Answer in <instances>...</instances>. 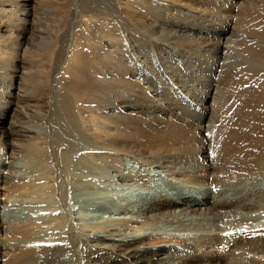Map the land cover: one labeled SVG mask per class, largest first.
I'll return each instance as SVG.
<instances>
[{
  "label": "bare ground",
  "instance_id": "1",
  "mask_svg": "<svg viewBox=\"0 0 264 264\" xmlns=\"http://www.w3.org/2000/svg\"><path fill=\"white\" fill-rule=\"evenodd\" d=\"M146 1L109 0L105 7L97 0H61L62 20L71 19L70 37L62 35L66 24L57 19L62 25L54 37L57 44L38 56L46 66L38 71L42 83L38 77L29 80L33 74L19 63L15 78L25 76L24 89L14 93L10 63L17 51L27 53L23 31L28 11L22 1L13 0L17 15L7 22L14 35L0 34V120L29 97L42 98V108L49 111L47 117L41 110L33 114L35 122L14 146L4 143L0 127V155L21 157L28 171L26 179L0 174V197H5L0 206H16L0 211V264L79 263L77 247L69 242L78 244V238L62 232L67 218L56 198L68 197L54 176V159L72 190L68 205L79 211L107 213L102 199L78 193L80 186L94 185L78 170L81 159L106 168L127 187L147 186L144 194L113 200L123 215L134 206L144 216L122 218L118 223L127 229L119 230L105 231L111 223L105 220L90 237L89 257L112 253L116 262L110 264H165L173 254L184 253L176 264H264V217L251 213L264 209V0H220L209 9L196 8L195 15L193 0ZM49 15L54 13L48 10ZM192 20L200 31L189 29ZM38 21L44 32L39 38L52 36L55 27L43 16ZM194 56L205 60L198 83L187 81ZM48 60L56 63L47 66ZM155 61L168 66V71L161 66L165 78L156 77ZM49 67L54 87L43 88ZM147 74L158 83L151 84ZM210 74L221 81L209 94ZM225 74L227 84L220 88ZM56 123L65 136L90 139L97 147L88 152L82 143L65 140ZM160 172L166 174L168 191L150 184ZM129 226L136 229L128 232ZM91 233L85 231V242Z\"/></svg>",
  "mask_w": 264,
  "mask_h": 264
},
{
  "label": "rangeland",
  "instance_id": "2",
  "mask_svg": "<svg viewBox=\"0 0 264 264\" xmlns=\"http://www.w3.org/2000/svg\"><path fill=\"white\" fill-rule=\"evenodd\" d=\"M20 1H22L25 4L26 10L28 11L27 21L24 23L25 27H24V31H23L24 34H25V38H26L25 40H27V42H26L27 43L26 44L27 45L26 46L27 47V53L25 52L24 55H23L22 50L21 51L20 50L17 51L16 52L17 57L10 63V65L12 66V70L10 71V75H11L12 78L14 77V79H15V83L13 85L14 93H16V89H18V88H20V91H21V88L24 89V87H23L24 84L23 83H24V77L25 76L21 75L20 76L21 79L15 78L18 75V71L19 70L15 69L14 66L19 65V63L20 64L23 63L22 70L25 73H32L33 74V75H31L29 77V78H31L29 80H35L36 78H34V77H38V80L40 81V83H42V81H41L42 79H40L38 71H40L43 67H44L43 70H45L46 66H45V63H44V66H43V64H40V62L38 60L39 59L38 56L46 55L48 51L54 49V44H57L58 40H56L54 37L60 36V34H61L60 29H61V26H62L57 21V19L60 20L62 24H66V29L62 32L63 36H67L68 35V37H70L71 31H72V29H71L72 26L69 24L71 19L67 18V22H64L62 20V19H66V16H65V11L62 10V7L59 5L61 0H45V1L44 0H20ZM97 1L98 2H96V4L99 3V5H101V4L105 5V7H109V5H110L109 3H107V1H109V0H104L105 2L104 1L101 2L99 0H97ZM188 1H190V0H188ZM193 1H195V2H193L195 4V6H192L193 7L192 10L194 12V15H195V13H197V12H195L196 8H207V9H209V8L215 6L216 4H218L220 2V0H193ZM146 3H149V0H147ZM43 8L44 9L48 8L49 12H53L54 15L53 16L52 15L51 16L50 15L46 16V12H48V10L46 9V12L44 13V12H42ZM149 8L150 9H154V4H150ZM16 10L17 9L15 8V4H14L13 0H1V5H0V34H4V35H7V36L11 35V34L14 35L13 32L10 33V30H13V29H10L12 26H11L10 23L7 22V20L9 18H11L12 16L17 15ZM192 13L189 16L187 15L189 19H193L192 18L193 17ZM42 16L44 17V21H46L49 25L55 27L52 36H49L48 38H39V35L42 36V34L44 33L41 30V28L38 27L41 24V23H39L38 19L40 17H42ZM76 21L77 20H74L73 22H76ZM190 22H191L190 25H189V29L190 30L200 31L199 24L196 21L192 20ZM168 24H170V23H168ZM73 25H74V23H73ZM176 27H178V26H176ZM172 28L176 29L175 26L172 27ZM36 30H38V31H36ZM6 32H8V33H6ZM37 34H39V35H37ZM138 37L139 38H143L141 35H138ZM3 38L4 37H2L0 35V40L3 39ZM208 38L211 39L210 36ZM50 40H51V44L49 45ZM79 40L80 41L82 40V38L80 36H79ZM162 45H166V44H162ZM62 46H63V44H62ZM167 49H169V47ZM169 50H170V52L175 54V52L172 51L171 48ZM155 53L159 54V51H157ZM6 56L7 55H3V58L6 57ZM141 56H142L141 54L138 55L139 59L142 60ZM154 60H151V61L153 62ZM177 60H176V62H177ZM204 61H205L204 58H201V60H200V58L197 57V56L193 57V59H192V63L193 64L191 65L192 67L190 66L189 70L186 71L187 72V76L191 77V79H188L187 81H189L191 83L192 82L198 83V81H197L198 80V74L197 73L199 71H201V68H202V66L204 64ZM172 62L175 63V61H172ZM30 63H34V65L31 67L29 65ZM54 63H56V61L51 62L50 65H49V60H48L47 66L51 67ZM162 64L163 63L157 64L156 61L154 62V67H155L154 70H156L157 73H158L156 75V77L160 78V79L165 78V75H163L164 72L162 73L161 66L165 70L168 68L167 65H165V64L162 65ZM39 65H41L42 67L39 68ZM50 67H49V69L51 70ZM208 70L210 71V67L209 66H208ZM53 71L54 70H51L50 76H49V71H48L49 78L47 79V84L45 83L46 80H44L43 88H52V87H54L55 78L53 77ZM166 71H168V69ZM3 72L5 74H7L5 71H3ZM216 75H211L210 74L209 77H208V84H206V87H207V93H209V94L213 92L212 88L214 87L213 85L215 84V82L218 85V83L221 81L220 79L216 78ZM146 76L148 77V79H149L151 84L154 83V82L158 83L156 81V77H153V75L147 74ZM228 76L229 75L226 76V74L224 75V77L222 78L223 83L221 84L220 88L224 87V85L227 84L226 78ZM229 79H230V77H229ZM22 96H23V94H20V97H22ZM41 97H43V95H41ZM41 99L29 97L27 99V101H19L18 104H15V106H16L15 111L14 112L11 111L6 117H3L2 120H0V123L4 122L3 124H0V127H3V130L5 132L4 143L6 145H8V146H12L13 145L14 146V145L19 144V142L21 140L20 136H22V134H23L22 131L24 129H27L26 127L30 126L31 124H33L35 122V120H36V117L33 116V114L35 115L37 112H39L41 110L43 112L44 117H47V113H45V111L48 112L49 110H44L43 109V108H45V105L42 102L43 99L42 100ZM37 107H39L41 109H37ZM139 107H140V105H139ZM10 123L15 126L13 131H12V128L10 127ZM58 128H60V126H57V123H56L55 124V130L57 131L58 134H61L60 136L64 137L65 140L68 137V138H71L72 140L74 139L75 142H78V144L82 143L81 145H83V147L88 148V152L90 150H92V148H96L97 147L96 144L94 145V147L92 146L94 143H92V141L89 138H88L89 139L88 141L87 140L85 141V140H83V138L82 139L81 138H73L71 136H68L67 134L65 136V133L63 131H61V129L57 130ZM18 129H20V130H18ZM76 139H78V140L76 141ZM84 139H86V138H84ZM72 140H71V142L74 141V140L73 141ZM75 142H73V143H75ZM79 157H81V156H79ZM20 159H21V157H17V156L9 159L7 157H4L3 154L0 155V174L3 173L4 175H7V176H12V175L18 176L16 178H19V179L20 178H25V179L28 178V177L23 176V175L26 174V172L28 174V171L26 170L27 168L23 165V164H25L24 160H20ZM74 162H75V160H74ZM52 164H53L52 168L54 169L53 170L54 176H55V178L57 177V182L59 181V183L63 186V190L66 191L67 197H68L67 199L66 198L62 199V201H64L66 204H64V202H62V201L60 202L59 198H56V200L60 203V204L58 203L59 206L62 209H64V212L66 214L65 216L67 218L66 220L68 221V222L66 221V224H67L66 229L63 230L62 232H63V234L64 233L67 234V233L71 232L72 235L75 236L74 238H76V237L78 238V244H75V242L69 241V242L72 243L71 244V248H76L77 247L76 248V250L78 252L77 256L79 257V263L78 264H110V263H108V260L116 262L114 257H112V253H108V254H111V255H108V257L107 256L105 257V255H102L101 253L99 255H94V256H90L89 257L88 256L89 249L91 248V246L94 245V244H92L94 239H91L90 237L92 235H94L95 229H98V227H104L105 224H106V221H110L111 222L109 224L110 226H108V228L105 229V231L106 230L108 231L109 228H112L114 230L116 228H117L116 230L125 229V228L127 229V225L126 224L118 223V221L121 220L122 218H126V219L129 218L130 220H135V219L142 218L144 215H141L140 212H136V209L134 208V206H129V208L131 207L129 209V210H131L130 213L128 212V214L123 215L122 211L117 209L118 205L113 204V200H115V203H117V202L119 203L120 200L116 199L117 196L121 197V198H126V197H128V198L131 197L132 198L135 194H138V193H143L144 194V192H146L147 186L138 185L140 187L139 188L137 185L136 186L132 185L133 186V188H132V186L127 187L128 185H125L123 183H122L123 184L122 185L121 182H118L117 180L112 179L111 176L114 175V174L108 172L106 168H100L99 169V166L94 164V162H92V164L94 166L93 165L92 166H88L89 164H91L90 160H86V159L82 160L81 159V161L78 163V170H81L82 174L84 173L83 175L87 176L86 178H87L88 181H89V179L93 180L92 182L94 183V185L93 186H89L88 184H86L84 186L82 185L83 187L80 186L78 188V193H80L81 195L83 194L82 196H84L85 194H91L92 197L95 196L94 198H99V199H97L98 201H101V199H102V201L104 202V205L106 207L107 213H104V212H101V211L100 212L99 211H93V212L79 211V209H76V206L74 208V207H72V206L70 207L68 205V201H69V197H70L69 194H71L72 190L69 188V184H67L65 182L66 180H65L63 171L58 170L57 161L55 159L53 160ZM95 165L98 168H96ZM128 165L129 164H126L127 167H128ZM82 167L84 169H82ZM92 167H95V169L93 168V170H92ZM127 167H125V168H127ZM155 171H157V170H155ZM93 172L95 174H97V175H95V174L93 175ZM100 173H103L105 175H100ZM128 173H130V172H128ZM159 175H160L159 177L156 176V175H154L152 177L153 179L150 182V184H152L154 186H152V185L151 186L157 191H159V190H165V191L166 190L167 191L170 190L169 187L167 186L165 180H164V177H166L165 176L166 174L163 173V172H160ZM65 183H66V185H65ZM126 184H129V183H126ZM86 187H87V190L85 189ZM183 191L187 192L184 189H183ZM226 197H228V195ZM0 198L5 200V197H0ZM210 199L212 200V202L213 201L215 202L216 196L215 195L214 196H210ZM110 200H112V201H110ZM34 202L35 201H33V203ZM109 202H110V204H109ZM198 202H200V198L199 197H198ZM71 203H72V201H71ZM63 205H64L65 208L63 207ZM26 207H28V206H26ZM132 207H133V209H132ZM199 207L202 210L203 209L204 210H208L209 205L201 204V205H199ZM15 208H16V206H15L14 202H11V203L8 202L6 206H0V211L10 212V211H15ZM67 209H70V210L68 212H66ZM201 209H199V211ZM251 213H253V215H261V216L264 217V209H257L254 212L252 211ZM263 220H264V218H263ZM103 221H104V223H102ZM116 223H118V224H116ZM119 224H121L122 226L119 225ZM132 226H133V224H132ZM132 229L134 230L136 228H132V227L129 226L128 227V232L130 230H132ZM85 231H91L92 232L90 234V236H88L89 239L87 240V242H85V240H84L85 235H86ZM105 231H103V232H105ZM163 231L165 232V230H162V232ZM156 232H160L161 233V231H156ZM168 233L172 234L173 232L167 231L166 234H168ZM69 234H67L66 236H69ZM92 238H94V237L92 236ZM63 242H64V240H63ZM171 244L174 245L175 247H177V246L179 247V245H178V243L176 241H174V243H173V241H171ZM65 245H67V244H65ZM67 246H69V245H67ZM4 248H5L4 246L1 247L2 251L4 250ZM74 252H76V251H74ZM183 255H185V254L184 253L183 254L180 253V255L173 254V256H172L173 259L169 260L165 264H176L178 262L177 259L179 257L181 258ZM109 258H111V259H109ZM33 263L36 264L35 260H34ZM8 264H13V263H8ZM150 264H156V263H150ZM157 264H164V263H157Z\"/></svg>",
  "mask_w": 264,
  "mask_h": 264
}]
</instances>
